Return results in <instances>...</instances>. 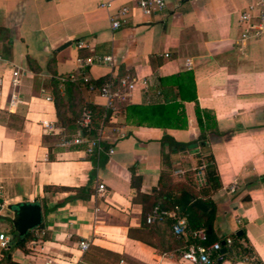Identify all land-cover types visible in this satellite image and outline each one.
Here are the masks:
<instances>
[{"label": "crops", "instance_id": "0c3cea01", "mask_svg": "<svg viewBox=\"0 0 264 264\" xmlns=\"http://www.w3.org/2000/svg\"><path fill=\"white\" fill-rule=\"evenodd\" d=\"M134 1L0 0V233L9 242L17 238L7 206L20 202L40 206L41 223L30 232L43 231L25 244L26 251L13 248L9 257L18 264H100L88 255L91 248L113 255L107 264H189L159 247L169 241L164 223L149 233L141 222L129 180L133 170L141 192L156 186L163 131L180 142L197 136L194 97L214 115L218 131L207 141L221 184L210 197L216 207L213 235L219 239L243 230L264 264V182L259 180L264 176V33L240 41L244 24L237 19L244 6L258 0H169L149 16ZM123 4L130 13L112 29L109 18ZM92 55H109L112 65L80 69L76 58ZM13 66L20 71L14 89L8 83ZM118 68L135 78L121 106L161 102L159 90L167 86L175 95L173 84L179 82L186 129L136 126L117 107L101 134L112 153L92 163L84 144L59 145L75 133L57 124L53 103L44 100L50 96L47 80L52 71L56 79L83 73L95 80L116 76ZM12 92L16 99L10 103ZM79 97L103 107L95 91L81 87ZM193 154L178 153L173 173L193 169ZM90 172L92 193L74 196L72 189L86 185ZM194 174L202 185V170ZM99 183L103 192L96 191ZM85 238L89 247L81 252L77 243ZM219 264L250 263L223 259Z\"/></svg>", "mask_w": 264, "mask_h": 264}, {"label": "trees", "instance_id": "16d2710c", "mask_svg": "<svg viewBox=\"0 0 264 264\" xmlns=\"http://www.w3.org/2000/svg\"><path fill=\"white\" fill-rule=\"evenodd\" d=\"M27 62L32 69H36L34 66H31L30 59ZM52 62V59L47 62V68H49ZM123 74L118 68L116 77ZM108 78L109 76H104L95 80H89L88 82H83L81 79L73 81L66 79L59 84L58 79L54 77V72L52 71L48 85L49 94L55 109L57 124L68 133H75L77 130L76 120L81 108L85 106L91 111V121L86 129L81 130V134L87 139L94 138L97 135L99 127L108 123L109 116H105L106 109L104 107L97 104L84 103L79 97V88L83 87L87 89L90 83L98 86ZM59 85L62 87L61 89ZM173 85L177 88L175 95H170V92L166 90L167 86L159 90V93L163 95L161 102L146 105H122L119 106L118 111L124 113L125 121L136 126L157 127L163 130L186 129V115L182 104V101L185 99L183 98L180 83L177 82ZM192 101L194 116L198 126L197 136L190 142H180L163 131L159 138L160 168L156 186L151 188L147 193L141 192L139 190L140 177L136 176L133 170L131 171L129 180L130 186L135 190L131 199L132 203L140 205L141 222L146 224L144 222L145 215L154 205H157L162 210H172L176 217L184 218V236L182 240L175 238L172 234L170 228L172 220L170 218H164L160 221L146 224L148 225L149 233L154 231L158 232L157 225L161 222L167 226L169 230V241L167 244L159 245V247L162 250L170 252H173L177 247L184 246L193 241L190 236L191 232L199 228L206 230L207 226L210 227L209 232L206 234L205 244L213 241L221 242L225 238H216L211 230L216 207L210 197L221 186L212 154L207 145L209 138L212 135L218 134L215 118L209 110L199 108L194 97ZM192 143H195L196 147L187 149V145ZM101 145L104 149L108 147L103 142H101ZM186 151L194 152L192 159L195 162V168L184 170L180 174H174L175 167L172 163L173 160L178 153H184ZM102 154L103 152H100L98 156L90 154L88 158L92 163L98 162L99 164L102 159ZM197 169L202 170L203 173L204 182L202 185L196 184L195 178L193 177V171ZM92 176L93 172H90L86 185L72 189L75 192L74 196L84 199L92 193L93 190L90 186ZM259 180L264 182V176H261ZM58 188L66 189L64 187ZM195 200L204 204L208 209H211V212H202L193 206L192 202ZM229 237L232 239L231 245L225 248L222 255L220 254L221 259L216 258L212 264H219L223 259H229L232 262L245 261L250 264H262L260 258L249 244L243 230H240V233L237 235L232 233ZM32 239V233L27 231L22 236V239L16 238L9 242L2 250L0 264H18L10 259L9 251L13 248H19L22 252L26 251L25 244ZM110 258L114 259V256L112 255ZM170 258L174 259L175 257L172 256Z\"/></svg>", "mask_w": 264, "mask_h": 264}, {"label": "built area", "instance_id": "2783aa9c", "mask_svg": "<svg viewBox=\"0 0 264 264\" xmlns=\"http://www.w3.org/2000/svg\"><path fill=\"white\" fill-rule=\"evenodd\" d=\"M169 0H135L134 7L145 16L156 14L165 8L166 3ZM179 1V0H176ZM104 7H108V3L101 4ZM129 5H119L114 13L109 18V24L112 29L117 28L122 21H125L128 14L130 13ZM238 22L244 24V28L239 34V40L245 41L249 37H257L264 33V0H258L255 3L247 4L244 6L239 15ZM76 47H83L81 42L76 43ZM167 56V53L164 54ZM0 56V61H1ZM76 62L78 67L84 68L92 64H106L111 66L112 60L109 55H92L87 57H77ZM187 68L191 67L190 59H186L184 62ZM20 71L17 67L13 66L11 70V76L9 79V86L14 89L19 82ZM60 82L65 81L66 79L73 81L76 79H81L83 82H88L87 76L83 73H74L69 75L67 78L60 77L58 78ZM135 78L130 74H123L119 77L109 76L108 79L103 81L100 85L94 86L93 84H88V91H95L96 94L101 97L104 101L103 107L107 110H114L117 107L121 106L120 104L124 103L129 92L134 88ZM3 86V78L0 75V94ZM61 87V86H59ZM16 99L14 92L10 95V103ZM44 100L47 102H52V98L49 95L44 97ZM91 121V111L87 107H82L79 116L76 120L77 130L75 134L70 137H62L59 140V145H82L84 144L83 150L87 155L94 154L98 156L100 152L105 154H111L112 148L107 147L104 149L101 145V134L103 131V125L98 129L97 135L94 138L87 139L82 136L81 130L86 129ZM45 127L48 124L45 121H42ZM123 135V134H121ZM104 188L101 183L96 185L97 192H103ZM164 218H170L171 224L170 228L172 234L175 238H183L184 236V218L176 217L174 212L162 210L157 205H154L150 211L145 215L144 222L146 224H151L156 221H160ZM43 233L42 230L33 231V236L38 237ZM206 231L203 228H199L191 232V241L190 243L176 248L173 252L168 253V257H177L182 261L188 262L189 264H212L216 258H220L219 249L221 247H229L232 243L231 237H225L221 245L218 241H213L208 244H205L206 241ZM9 243V239L4 233H0V248H5ZM78 249L81 252L88 250L89 242L88 240L82 239L77 243ZM119 264L121 261L119 260Z\"/></svg>", "mask_w": 264, "mask_h": 264}, {"label": "water", "instance_id": "95a60500", "mask_svg": "<svg viewBox=\"0 0 264 264\" xmlns=\"http://www.w3.org/2000/svg\"><path fill=\"white\" fill-rule=\"evenodd\" d=\"M70 44L69 41L65 42L61 46H59L57 49H61L65 46ZM110 113V110L106 111L105 116L107 117ZM196 147L195 143L188 144L187 148L191 149ZM192 205L198 208L202 212H211V209H208L204 204L200 203L199 201L195 200L192 202ZM7 208H11L13 211V218L11 220L12 227L16 232L17 238L22 239V236L31 229L38 227L41 223V211L40 206L37 203H26V202H20L16 203L14 205H8ZM210 227L207 226L206 233L209 232ZM240 230H237L235 234H239ZM220 244H223V241L220 242ZM225 251L224 247H221L219 249V253L222 255Z\"/></svg>", "mask_w": 264, "mask_h": 264}, {"label": "rangeland", "instance_id": "374dc122", "mask_svg": "<svg viewBox=\"0 0 264 264\" xmlns=\"http://www.w3.org/2000/svg\"><path fill=\"white\" fill-rule=\"evenodd\" d=\"M59 47V46H58ZM57 47V48H58ZM40 48V46H38V48H37V50ZM56 48V49H57ZM3 51V50H2ZM49 79H50V77L48 78V80H47V83H49ZM48 87H49V85H48ZM60 89L62 88V87H59ZM66 136V135H65ZM194 168H195V165H194ZM191 168H189V170H190ZM197 170H199V169H197ZM197 170H195V171H193L194 173H196L197 172ZM192 171V170H191ZM195 176H198L197 174H194L193 175V177L195 178V182H196V184H198V180H197V178L195 177ZM88 255L90 256V258H93L94 260H93V262L94 261H96V262H99L100 264L102 263H110V261H111V258H110V256L108 255V254H106V253H104L103 251H100V250H96V249H91V248H89V253H88ZM88 256V257H89Z\"/></svg>", "mask_w": 264, "mask_h": 264}]
</instances>
